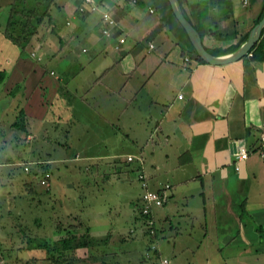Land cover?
Segmentation results:
<instances>
[{"label": "crops", "instance_id": "obj_1", "mask_svg": "<svg viewBox=\"0 0 264 264\" xmlns=\"http://www.w3.org/2000/svg\"><path fill=\"white\" fill-rule=\"evenodd\" d=\"M94 1L99 10L73 17L82 0H52L27 52L5 36L12 0H0V70L6 75L0 83V126L11 110L12 128L23 130L15 123L24 114L30 159L24 164L48 170L52 180V168L62 163L57 179L69 190L80 192L84 183L94 182L101 191L90 194L101 196L107 185L115 198L127 189L121 195L128 198L124 209L115 202L105 217L101 206L96 210L86 203L82 216L71 208L84 205L85 195L80 192L73 201L71 192L56 191L51 181L49 211L53 200L60 206L71 200L66 229L79 235L88 227L101 239L90 254L84 248L75 255L98 258L84 264H160L161 258L171 264H264L259 154L264 58L248 52L224 64L199 61L168 0ZM178 1L214 56L228 54L238 37L249 34L264 5V0ZM102 11L117 22L111 37L102 34ZM51 140L61 142L55 157ZM241 146L248 157L236 171L234 156ZM129 154L141 156L142 166L128 163ZM141 169L151 189L170 185L168 200L152 211L155 258L145 257L151 240L139 213ZM132 183L138 189L133 197Z\"/></svg>", "mask_w": 264, "mask_h": 264}, {"label": "rangeland", "instance_id": "obj_2", "mask_svg": "<svg viewBox=\"0 0 264 264\" xmlns=\"http://www.w3.org/2000/svg\"><path fill=\"white\" fill-rule=\"evenodd\" d=\"M26 48V51L29 52L30 48L28 45ZM36 58L40 59L39 57ZM10 112L11 110H9V113L4 119L2 118L3 123L0 126V264H45L44 258L46 252L42 249L44 246L43 243L45 239L47 241H50V239H59L61 237L59 231L62 228L66 229L70 227L66 225L67 223L64 224L66 221V215H64V213L66 210H70L71 204L73 203L69 200V203L67 202L60 206L58 201L53 200L52 203H50L54 211L53 213L49 211L50 208L48 209L45 205L48 201L47 189L41 186L38 180V176L42 175V170H37L31 167V165H28V171L24 170V162H30L28 151L29 141L27 138L29 131L27 130V126L24 125V120L21 121L23 130H20L18 127H16V129L12 128V117ZM51 143L52 145L49 144L48 147L52 146L55 148V150L50 152L52 157H55L58 154L57 152L61 150V147H58L56 144L61 142L56 140L54 143V141L51 140ZM72 152L74 151L70 150V155H74ZM60 165L63 164H58L52 168L53 177L51 181H55L56 191L60 189L67 193L71 192L69 195H72L73 199H71L73 201L78 200L77 195H79L80 192L85 195L84 205L74 203V208L71 209L78 210L81 213V211L87 210L86 207L88 206L86 203H88L89 206L92 203L93 208L96 210L101 206L100 209H103L107 214L105 217H108L110 212L115 210L113 209V203L115 202H120L118 204L122 205L121 208L124 209L125 202L128 201V198L124 197L127 195V189H122L119 191L118 195L113 198L111 190L107 185H105L101 196L98 194H90L91 192L98 193L101 191L94 188L96 187V183L94 182L89 184L84 183L80 192L76 189L69 190L67 187L63 188V184L59 182V178L57 179L58 175H61L59 173L61 170ZM45 171L48 170H44L43 172ZM85 173L86 172L83 173L84 177L86 176ZM111 187L116 188L117 185ZM130 193L131 197L138 194L135 183H132ZM57 212L58 214H56ZM81 215L83 216L82 213ZM60 217L63 219V223L58 220ZM56 231H58V235H54ZM157 232L156 227V235L148 236L156 246H158L156 238ZM114 241L118 243L117 239ZM159 241L161 245H167L168 243L165 239L163 240V238H159ZM91 250L92 248L88 250V254L91 253ZM151 258L155 257L152 256ZM155 261L156 260H153V262Z\"/></svg>", "mask_w": 264, "mask_h": 264}, {"label": "trees", "instance_id": "obj_3", "mask_svg": "<svg viewBox=\"0 0 264 264\" xmlns=\"http://www.w3.org/2000/svg\"><path fill=\"white\" fill-rule=\"evenodd\" d=\"M51 2L52 0H12L10 13L4 30L5 36L22 51L27 49L26 46L29 43L30 37L37 31L38 25L47 17ZM76 13L78 12L76 11ZM263 14L264 5L260 15L254 21L253 26L260 21ZM209 32V35L216 39L226 40L227 38L226 35L217 32V30H209ZM202 37L203 36H201V38ZM247 37V33L238 37L237 41L229 46L225 53H230L236 50L247 39ZM202 42L204 45L203 38ZM205 48L212 54L210 49H208L206 46ZM193 52L199 61L204 62L203 59L198 56L194 47ZM249 52H251L252 55H255L256 57L261 59L264 58V28L261 31L258 42L251 48ZM5 77V72L0 70V83L5 79ZM22 117L24 118V114H22L17 119L16 125L20 124V122L23 120ZM64 232H66L65 235L61 236L59 239H50V241L45 239V242L43 243L44 246L42 245V249H44L46 252V256L44 258L45 264H84L86 259H89L90 262L92 260L98 261V258L95 256H89L88 258L80 259L75 255L76 251L79 249H90L94 246H98L100 243L97 239H94L89 234L88 227H84V232L79 235L69 229L64 230Z\"/></svg>", "mask_w": 264, "mask_h": 264}, {"label": "built area", "instance_id": "obj_4", "mask_svg": "<svg viewBox=\"0 0 264 264\" xmlns=\"http://www.w3.org/2000/svg\"><path fill=\"white\" fill-rule=\"evenodd\" d=\"M83 3L78 7V10L73 17L77 15L86 14L87 12H94L99 10V5L94 0H82ZM246 3V0L244 1ZM101 20L104 23L102 28V33L106 37L112 36V28L117 25L116 20L109 14L107 11H102ZM67 24H70V20H67ZM125 41L123 37L119 38V43L122 44ZM154 48L153 44L148 45V51ZM251 54V53H250ZM35 56L34 53L31 54ZM185 61H189V57H185ZM181 97V96H179ZM259 154L264 157V136L261 137V149L259 150ZM248 157V151L244 146H241L237 153L234 156V168L236 171L240 169V163L246 160ZM126 161L128 163L136 162L140 166L143 164V158L139 155L129 154L126 156ZM29 166L25 165L24 170L28 171ZM38 180L41 186L50 189L51 185V173L49 171H42V175L38 176ZM137 181L139 187L141 189L140 194V205H139V213L142 217V226L144 227L148 236L156 235V222L152 215V211L154 208L162 207L169 197V184H164L158 190L151 189L149 187L148 178L145 172L141 169L137 174ZM158 246L152 241L150 242L148 248L145 251V257L150 258L151 254L157 250ZM2 261V260H1ZM160 264H171L168 258H161L159 260Z\"/></svg>", "mask_w": 264, "mask_h": 264}, {"label": "water", "instance_id": "obj_5", "mask_svg": "<svg viewBox=\"0 0 264 264\" xmlns=\"http://www.w3.org/2000/svg\"><path fill=\"white\" fill-rule=\"evenodd\" d=\"M172 9V12L181 26L184 28L192 46L194 47L198 56L204 61L211 64H224L236 61L244 57L251 48L258 42L261 31L264 28V14L260 21L253 26L250 30L247 39L233 52L225 54L223 56H214L206 50L203 45L202 38L198 31L184 16L180 3L178 0H168Z\"/></svg>", "mask_w": 264, "mask_h": 264}]
</instances>
